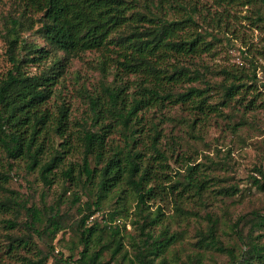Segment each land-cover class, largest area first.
<instances>
[{"label": "trees", "instance_id": "16d2710c", "mask_svg": "<svg viewBox=\"0 0 264 264\" xmlns=\"http://www.w3.org/2000/svg\"><path fill=\"white\" fill-rule=\"evenodd\" d=\"M21 1L30 12L40 14L41 24L36 32L43 45L21 40L24 53L15 56L18 33L14 25L11 27L14 31V38L8 40L11 67L0 78V156L24 162L45 184L62 180L91 192V202L85 203L89 213L82 217L77 231L82 245L81 263L99 264L105 248L112 251L115 260L120 258L121 264H164L177 238L168 229L159 238L153 236L151 228L161 221V213L149 212L148 201L157 197L163 200L170 194L177 214L187 215L186 200L201 199L210 181L201 163H191L182 156L183 181L172 182L167 163L170 155L162 148L163 131L156 122H148L145 113L179 106L191 112L194 116L191 124L195 125L198 118H207L221 106L244 100L250 92L251 85L244 80H251L249 71L222 68L223 78L215 84L211 82V71L193 61L214 52L218 41L209 29L211 26H199L197 21L199 18L203 23L206 21L202 16L203 0ZM209 1L219 9L211 15L217 27L230 8L238 6L245 10L243 16L247 21L264 28V0ZM126 27L130 31L114 39ZM112 44L115 46L109 47ZM93 50L101 53L99 64L104 74L113 62L112 81L105 83L101 91L88 95L89 113L82 121L63 103L52 110L48 101L65 61ZM110 51L112 55H108ZM58 52L63 56H58ZM48 59L50 65L37 73L24 68V63L38 64ZM212 90L218 93L215 102ZM254 104L253 97L246 106ZM72 121L78 129L72 128ZM118 133L120 139L116 137ZM53 136L60 139L57 148ZM76 152L81 154L80 163L66 161L68 154ZM176 156L179 160L180 155ZM256 172L264 178L261 168ZM8 181V172L0 168L3 195L9 190ZM253 183L264 191V179L253 178ZM219 192L230 196L235 191L227 186ZM127 197L135 203L137 221L132 224L138 227L141 237L133 255L122 253L121 226L117 222L123 210L127 211L124 203ZM17 198L16 194L4 195L0 199V214L12 216L5 218L3 224L13 231L18 229L17 218L24 211L29 217L25 222L27 232L6 233L3 251L6 255L0 256V264H45L47 255L35 245L30 232H47L52 227L50 232L56 233L63 227L55 218L57 213L46 218L35 206ZM109 201L112 202L107 212L109 224L99 227L95 221L87 225L86 221L101 212ZM242 219L250 221L246 234L242 226L238 227ZM48 220L49 225L45 226ZM209 222L206 244L212 246L218 243L217 219ZM235 226L245 249L238 255L229 253L225 264H264V243L253 233V229L264 227V213L251 211L237 219ZM199 235L205 236L203 232ZM33 249L37 250L32 256L20 252Z\"/></svg>", "mask_w": 264, "mask_h": 264}, {"label": "rangeland", "instance_id": "374dc122", "mask_svg": "<svg viewBox=\"0 0 264 264\" xmlns=\"http://www.w3.org/2000/svg\"><path fill=\"white\" fill-rule=\"evenodd\" d=\"M25 7L21 0H0V78L11 67L8 40L14 38V31L11 30L13 25L18 33L15 56L20 57L24 53L21 40L29 44L43 45L36 32L41 24L40 14L32 13ZM215 9L219 12L209 0H203L202 16L206 17V21L203 23L201 18L197 19L199 26H211L209 29L218 38L215 50L211 54L203 55L201 60L193 61L211 71V82L215 84L223 78L220 72L222 68L238 72L248 70L251 80H244L251 85L250 92L238 103L232 102L224 107L219 105L220 110L211 113L207 118H198L195 125L191 124L194 118L191 112L179 106L167 107L162 112L152 109L145 113L146 120L156 122L163 131L162 148L170 155L167 163L172 182L183 181L185 163L182 156L191 163H201V168L210 181L208 190L201 199L190 197L186 200L187 215L177 214L170 194L163 200L157 197L148 201L149 212L161 213V221L151 228L153 236L159 238L163 230L168 229L177 238L164 264H225L229 260V253L238 255L245 249L235 233L236 220L251 211L264 213V191L259 190L253 183V178L260 181L264 179L256 172L257 168L264 171V28L247 21L243 16L245 10L238 6L230 8L229 14L223 16V23L217 27L211 17ZM129 31L126 27L113 37L117 39L118 35L127 34ZM112 46L115 45L109 47ZM107 53L113 54L111 51ZM58 56L63 55L58 52ZM100 61L101 53L95 50L66 60L63 72L53 87L54 94L48 101V106L55 110L57 105L63 103L77 119L82 121L86 118L89 113L88 95L101 91L103 85L109 84L113 79V62H110L104 74ZM24 64L26 71L37 73L50 65V59L38 64ZM214 91L212 90V100L215 102L219 98ZM253 97L255 106H246ZM71 126L74 130L78 129L73 121ZM116 137L121 138L119 133ZM52 139L55 140L57 148L60 139L55 136ZM177 154L180 155L179 160ZM66 161L80 163L81 154H68ZM0 165L9 174V190L3 192L4 195L15 197L16 194L22 203L35 206L46 218L57 213L55 218L63 227L61 230L52 233L51 227L47 232H30L35 245L43 255H47L45 264H83L79 261L82 245L78 242L77 231L82 217L89 213L85 203L91 202V192L81 188L79 184L73 185L62 180L51 185L45 184L36 172L26 168L24 162L6 159L3 155L0 156ZM227 186L235 191L230 196L219 192L222 187ZM4 195L0 193V199ZM124 203L127 211L123 210V216L117 220L121 226L122 253L133 255L135 244L139 243L141 237L138 227L132 224V221H137L134 214L135 203L130 197ZM111 206L112 202L109 201L86 224L91 225L95 221L99 227L109 224L107 212ZM8 217L12 216L0 214V256L3 258L6 255L3 254L6 233L20 235L27 232L25 222L29 221V217L22 211L17 218L20 223L18 229L9 231L3 224ZM210 219H217L215 236L218 243L207 246L206 241L209 238L206 230ZM246 219L238 224V227L242 226L244 234L250 229V221ZM111 224L114 222L111 221ZM47 225L49 220L45 226ZM253 230L257 240L264 243V227ZM202 232L205 235L203 238L199 235ZM36 250L20 252L32 256ZM112 256V251L104 248L99 264H121L120 258L115 260Z\"/></svg>", "mask_w": 264, "mask_h": 264}]
</instances>
